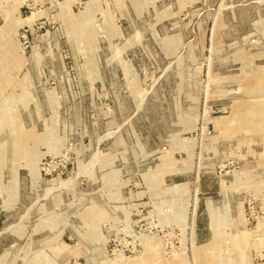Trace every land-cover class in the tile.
Wrapping results in <instances>:
<instances>
[{
	"label": "rangeland",
	"instance_id": "rangeland-1",
	"mask_svg": "<svg viewBox=\"0 0 264 264\" xmlns=\"http://www.w3.org/2000/svg\"><path fill=\"white\" fill-rule=\"evenodd\" d=\"M0 264H264V0H0Z\"/></svg>",
	"mask_w": 264,
	"mask_h": 264
}]
</instances>
